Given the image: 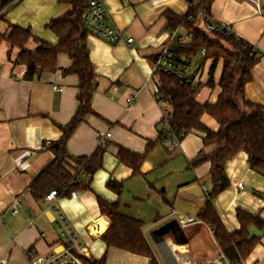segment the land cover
I'll return each mask as SVG.
<instances>
[{
  "label": "crops",
  "instance_id": "crops-1",
  "mask_svg": "<svg viewBox=\"0 0 264 264\" xmlns=\"http://www.w3.org/2000/svg\"><path fill=\"white\" fill-rule=\"evenodd\" d=\"M104 2L110 22L122 30L124 40L133 37L134 42L127 45L91 35L87 38L97 80L93 108L99 116L90 115L79 126L68 149L74 155H91L100 145V132L111 136L105 140L103 167L94 174L90 188L57 199L55 206L77 232L88 259L106 255V264L151 263L148 256L107 249L103 234L111 221L101 213L100 197L118 202L123 213L143 221V234L158 264H203L216 257L221 248L212 228L202 220L181 227L175 236L167 234L164 241L156 242L153 237L155 229L173 220L172 209L197 217L207 200L202 188H211V162L193 163L201 151L214 149L204 146V131L192 130L176 147L159 139L163 107L157 99L160 75L154 72V61L162 47L175 46L177 38L188 33L183 26L168 28L164 12L169 9L184 15L189 5L186 0ZM70 9L68 0H12L0 10V14L4 12L0 34L8 33L10 25L29 27L34 37L56 44L57 35L46 25ZM210 13L216 21L231 24L234 34L253 47L250 55L258 61L251 69L252 79L245 84V97L264 105V0H214ZM37 45L34 39L27 43L31 50ZM18 53V47L5 40L0 43V264H31L33 257L45 259L63 249L48 203L35 199L28 188L54 157L44 143L61 137L59 125L68 123L77 107L79 79L62 73L72 64L67 54L58 56L56 71L31 81L24 79L26 66L16 61ZM194 62L201 69L198 83L203 84L197 100L216 102L221 92L218 81L222 62L213 86L207 85L211 61L200 66V58ZM128 97H134L130 105ZM201 122L212 131L219 129L209 114H204ZM150 143L153 145L147 151ZM118 145L145 154L140 173L119 162ZM225 171L230 184L212 202L226 230L240 229L238 209L264 219V196L260 195L264 194V176L250 168L247 153L241 151L228 160ZM109 179L122 183L120 194L107 186ZM193 185L200 186L201 195L188 191ZM250 234L260 235L261 241L245 262L264 264V231L251 226Z\"/></svg>",
  "mask_w": 264,
  "mask_h": 264
},
{
  "label": "trees",
  "instance_id": "trees-1",
  "mask_svg": "<svg viewBox=\"0 0 264 264\" xmlns=\"http://www.w3.org/2000/svg\"><path fill=\"white\" fill-rule=\"evenodd\" d=\"M12 0H0V10L7 7ZM196 0H188L191 4ZM184 15H178L171 10L164 12L167 27L175 29L183 26L192 34V40L187 44H175L177 57L184 58L191 64L200 58V65L211 61L209 80L207 85H214V75L218 64L223 60L222 72L218 81L221 92L216 102L200 103L197 100L199 89L191 83H179L169 75L160 74L161 93L172 100L173 114L170 131L181 141L194 129L205 132L204 146H214L210 152L204 150L194 160L198 165L206 161L211 162L209 179L211 191L197 217L213 230L215 241L232 264H242L255 246L261 241L260 235H251L250 227L255 226L264 231V219L258 214H251L245 210H237L240 229L228 232L223 225L213 204V199L230 182L225 166L228 160L243 151L248 155L250 168L264 176V105L253 103L245 97V84L252 79L251 69L258 58L251 56L253 47L235 35L208 33L201 25L208 19L200 15L204 11L211 15L214 0H197ZM71 9L64 15L53 18L46 25L53 31L58 42L51 44L34 37L29 27L24 28L10 25V31L0 34V43L7 41L12 47H18V62L26 66L24 79L38 80L45 72L58 69V56L67 54L72 64L64 68L65 75H76L79 79L76 94L77 107L74 115L66 124H61L62 135L58 140L44 143V148L51 150L54 157L48 162L31 181L28 190L37 200L45 199L51 190H56L58 196L69 197L73 192L88 190L94 174L103 167L105 145H99L91 155H74L68 149V142L79 126L90 115L99 116L93 108V99L97 89L96 71L90 58L87 45L89 31L84 23L83 14L89 8L90 0H68ZM2 12L0 18L3 16ZM189 15L192 17L189 18ZM30 39L38 43L35 50L27 47ZM223 42L229 43L226 48ZM206 54L202 55V50ZM209 114L219 123L218 131H212L204 126L201 117ZM163 127L159 139L165 141L168 137ZM167 133V134H165ZM149 144L148 150L152 147ZM141 155L120 145L117 148L119 162L131 167L134 173H140V167L145 159ZM107 186L120 194L122 183L109 179ZM259 194V193H258ZM264 196V194H260ZM101 213L110 218V226L103 234L107 249L120 248L151 258L150 264H158L151 247L144 234V223L140 219L123 213L118 202H109L98 197ZM84 264H106V255L98 260L80 256Z\"/></svg>",
  "mask_w": 264,
  "mask_h": 264
},
{
  "label": "built area",
  "instance_id": "built-area-1",
  "mask_svg": "<svg viewBox=\"0 0 264 264\" xmlns=\"http://www.w3.org/2000/svg\"><path fill=\"white\" fill-rule=\"evenodd\" d=\"M190 7H194L197 4V0L191 4L186 0ZM200 15L208 18L205 23L201 24V27L208 33H219L222 35H235L232 26L229 23L216 21L211 15H207L204 11H199ZM192 16L189 15V18ZM84 23L89 31V35L95 36L107 40L108 42L118 43L126 42L130 45L134 42L133 37H129L126 40L123 38V32L113 22H110V15L104 0H90L89 8L83 14ZM176 32L173 33V36ZM236 36V35H235ZM237 37V36H236ZM192 40V34L186 33L177 38V43L187 44ZM206 54V50H202V55ZM200 66V64H198ZM154 72L156 74H166L174 77L177 82L191 83L194 87L197 85L199 78L201 77V69L197 65L187 62L184 58L177 57L175 47L172 45L164 46L157 54L154 61ZM161 82H158L157 99L163 107V128L166 131H170L171 119L173 114L172 100L166 98L160 91ZM134 101V97L127 98V105H130ZM167 134V133H165ZM168 137L165 142L169 143L172 147H176L180 144L179 138L170 131L167 134ZM111 133H99V142L101 145H105L106 138H109ZM203 193L208 196L211 188L203 186ZM75 195V192L72 193ZM71 195V196H72ZM57 191L51 190L45 197L46 202L49 205V210L53 213L55 222L60 231L62 239L63 249L57 254L51 255L45 259L32 258L31 264H82L80 256L85 255V247L80 243L77 232L74 230L71 223L65 217V215L55 206V201L59 199ZM17 212V210H14ZM173 219H178L182 229L187 228L190 225L197 224L200 220L194 215L179 214L175 209L170 213ZM203 264H232L225 254L220 250L218 255L211 260ZM242 264H247L245 261Z\"/></svg>",
  "mask_w": 264,
  "mask_h": 264
},
{
  "label": "water",
  "instance_id": "water-1",
  "mask_svg": "<svg viewBox=\"0 0 264 264\" xmlns=\"http://www.w3.org/2000/svg\"><path fill=\"white\" fill-rule=\"evenodd\" d=\"M189 192L193 194L201 195L202 191L199 185H193L188 189ZM54 216V215H53ZM181 229V225L178 219H173L165 223L164 225L158 227L154 230L153 237L155 241H164L167 234L171 233L174 236L176 235V231Z\"/></svg>",
  "mask_w": 264,
  "mask_h": 264
},
{
  "label": "rangeland",
  "instance_id": "rangeland-1",
  "mask_svg": "<svg viewBox=\"0 0 264 264\" xmlns=\"http://www.w3.org/2000/svg\"><path fill=\"white\" fill-rule=\"evenodd\" d=\"M201 27V25H199ZM224 47L226 48H231V46L229 45V43L223 42L222 44ZM222 64H223V60H221Z\"/></svg>",
  "mask_w": 264,
  "mask_h": 264
}]
</instances>
